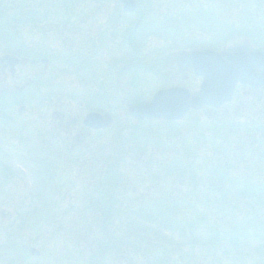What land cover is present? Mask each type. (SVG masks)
<instances>
[{"label": "rangeland", "instance_id": "1", "mask_svg": "<svg viewBox=\"0 0 264 264\" xmlns=\"http://www.w3.org/2000/svg\"><path fill=\"white\" fill-rule=\"evenodd\" d=\"M136 4L135 15L124 19L117 13L122 6L119 0H0V57L24 55L29 76L39 70L32 60L50 54V67L40 58L38 62L63 77L58 88L67 94L73 82L74 86L89 82L87 70H105L106 99L113 104L103 109L113 122L101 128L96 142L106 165L121 168V185L115 197L111 195L115 188L102 190L94 204L90 199L86 209L78 207L80 216L55 217L52 233L41 239L51 251L45 255L60 264H67V256L74 259L71 264L91 260L95 264H264V85L254 87L259 93L242 83L217 110L204 105L175 121L137 122L126 106H114L122 98L131 101L136 92L139 98L148 93L152 98L159 88L184 81L193 92L199 80L194 66L185 71L179 66L181 57L192 50L244 45L250 51H264V0H136ZM101 24L118 25L119 30L117 37L100 42L98 50L86 38L89 30L85 33ZM63 30L68 38L61 35ZM129 31L133 35L128 40ZM127 63L134 66L122 70L120 66ZM28 93L30 102L41 101L36 90ZM61 94L59 90L57 95ZM67 98L69 94L62 99L67 102ZM25 111L33 126L40 125L35 120L39 112ZM39 111L45 114L43 122H48L50 111L46 107ZM20 122L5 131L0 126V145L2 151L12 152L20 141L28 169L34 166L30 164L34 157H47V148L30 129L19 130ZM88 145L87 151L75 147L74 155L80 154L83 161L89 151L94 157L92 140ZM66 156L57 161L58 181L74 182L67 176L81 175L82 166L68 170L77 161L69 153ZM215 170L228 178L220 180L217 173L215 177ZM26 173L22 183L31 179ZM41 192L44 197L45 191ZM56 193L48 198H56L62 207L77 195L86 197L87 191L64 188ZM23 224L32 225L29 219ZM42 224L41 230L50 221Z\"/></svg>", "mask_w": 264, "mask_h": 264}, {"label": "flooded vegetation", "instance_id": "2", "mask_svg": "<svg viewBox=\"0 0 264 264\" xmlns=\"http://www.w3.org/2000/svg\"><path fill=\"white\" fill-rule=\"evenodd\" d=\"M119 1L122 4L121 8L119 7V12H117L120 18L124 17V19H126L129 18L130 14L135 15L134 12L136 10L134 12H129L132 11L129 9L130 7L122 0ZM138 25L139 23L137 21L133 29L136 30ZM108 26H112L111 30L107 29ZM108 26L105 24H101V27L100 25H92L86 30L85 34H87L89 30L86 38L89 41L92 40L94 44L97 45L98 50L100 48V42L102 43V41H105L108 36L110 38L117 37V32L119 30L118 25ZM65 32L66 31L63 30L61 35L64 38H68L69 33L66 32V36ZM128 34V40L132 39V32L129 31ZM132 46L134 48V45ZM100 54L99 51V59H101ZM8 55L11 54L0 57V126L3 127L5 131L6 129L8 130L15 127V124H18V121L22 119L23 122H20L22 127H19V130L26 131V129H30L33 133H36V139L46 144L47 157H34V161L30 162V164L34 163V166L27 169L25 166L27 163L25 161L26 156L23 154L24 145L20 141V145H18V147H13L15 149L11 150L12 152H10V150L5 152L2 151V145H0V264H47L51 257L45 255V252L50 253L51 251L46 250L49 244L43 246L41 244V239L43 234L52 233L51 227L54 225L55 217L58 216L60 219H67L69 217L74 218V216H80V214H78L80 212L78 207H85L86 209L87 202L90 201V199H92V203L95 202V197L98 196L102 190L110 192L111 188H115L111 193V195L115 197L117 186H120V180H123L121 168L119 166H116V164L115 167L106 165V157L104 153L100 151L101 148H99V145L97 146L96 142L100 136L102 124L100 120L95 121L90 117L91 114L97 113L101 115L98 117L104 115L103 119L105 121L107 116L111 115L110 113H105L103 110L106 106H113V104H110V102H112L111 98L108 97L106 99L107 80L102 72L106 74L107 71L87 70L85 75L89 82H86L85 85L78 83L76 86H74L73 82V88H71L72 92H68L70 98L67 99L70 100L66 102V100L62 98L68 96V94L64 93L60 87L58 88V86L64 82L60 81L63 77H59L56 72L50 70L46 71L38 62L40 58L39 61L43 62L46 67H50V54H47L49 57L40 56L32 60L31 63L37 66L39 70L35 71L34 74L31 73L29 76H26L27 71L25 70L26 57L23 55L16 56V58L13 57L15 56L13 55V58H9ZM21 57L23 58L22 60ZM190 63H193L191 56L186 55L185 57H181L179 66L185 71L187 68H192L194 65V63ZM132 64L127 63L120 67L122 70H125L126 67ZM85 65L88 66L87 63H85ZM99 76L101 78H99ZM111 76L114 80L115 75L112 74ZM195 77L199 79V82L197 81L196 83L197 90L193 89V92L184 85L185 81L183 85L175 84L161 87L158 90L183 87L189 89L191 93L190 98H194L202 84V77L198 76L196 73ZM185 78L186 76L184 79ZM149 80L150 77L148 76V81ZM116 81L120 84L122 82H120L119 79ZM140 83L139 81V86L142 85V83ZM110 87L115 89L112 81ZM247 87L249 86H246V88ZM253 88L254 87H249V89ZM254 89H256L255 92L261 93L257 90L258 88ZM32 90H36L37 96H41L40 102H30L28 92ZM59 90L62 92L63 95H61L63 97L57 95ZM73 90L77 94L74 93ZM57 96L60 98V101H58ZM135 96H137L138 99L135 100ZM152 98H150L149 93L139 98V94L136 92L131 101L127 102L126 98H122L120 104L115 103L114 106H126L125 108L127 111L129 106H144L149 103ZM43 107H46L47 110L50 111V119L45 123L43 122L45 114L39 111ZM28 108L39 112L35 119L36 122L40 123L37 127L33 126L31 120L25 116V110ZM206 108L209 109V106H206ZM213 108L217 110L215 107ZM191 110L194 109H190V111ZM196 111L197 110L194 112ZM259 113L261 114L262 111H259ZM12 116L15 117V119H12ZM210 117H212V115H210ZM11 120L14 121L11 123ZM134 120L137 122L148 121ZM91 140V149L95 156L91 157L88 151L85 154V158H83V162L80 154L74 155L75 147H78L80 151H87L86 147L88 146L90 148L88 143ZM13 153L18 155V157H12L11 154ZM67 153L75 157L77 161L75 165L72 168H68V170H75L76 167L82 166L79 169L81 170V175L78 174V172L75 175L69 173L67 179H73L75 180L74 182H59V177L55 171L56 165L58 164L57 161L61 156L67 158ZM13 158H16L17 161L13 162ZM42 158L43 160H40ZM26 172H28L31 179L29 182L22 183V176L27 174ZM111 175H113L116 180V183H112V185H115L114 187H111ZM117 183L119 185H117ZM42 186L45 188H42ZM64 188L67 190L87 191V193L84 194L86 197L77 195L70 203L60 207L56 198H48V196H58V193L54 194V192H59L60 190L64 191ZM43 190L46 193L44 197H42L43 194L41 192ZM27 194L31 195L25 198ZM22 195H24V198L20 197ZM120 195H122V193ZM122 202L123 198L120 203ZM72 213H74V215L71 216ZM27 219L30 220L31 226H25L23 224ZM79 220L83 221V218ZM43 221H50V226L41 230V228H43ZM76 223L78 225L81 224V226L85 224L79 221ZM55 259L56 258L50 261V264H60L57 263L58 260ZM66 259L67 264H71L72 260H74L70 256H67ZM88 263L95 264L93 260Z\"/></svg>", "mask_w": 264, "mask_h": 264}, {"label": "water", "instance_id": "3", "mask_svg": "<svg viewBox=\"0 0 264 264\" xmlns=\"http://www.w3.org/2000/svg\"><path fill=\"white\" fill-rule=\"evenodd\" d=\"M126 3L130 10L135 8L134 2ZM246 48L244 45L238 49L236 47L235 52L211 49L192 51L194 70L203 77L197 96L190 98V92L185 88L165 89L159 91L149 104L130 106L128 112L139 120H174L183 117L190 108L200 109L203 105L219 107L228 102L239 82L252 86L264 85V51ZM98 116L94 114L90 117L95 121L100 120L103 127L111 125V118L104 121L103 117Z\"/></svg>", "mask_w": 264, "mask_h": 264}, {"label": "trees", "instance_id": "4", "mask_svg": "<svg viewBox=\"0 0 264 264\" xmlns=\"http://www.w3.org/2000/svg\"><path fill=\"white\" fill-rule=\"evenodd\" d=\"M217 170V169H216ZM215 170V172H212V175H214L215 177H216V173L218 174V178L220 179V180H223V179H227L228 177H227V174L225 173V172H221V171H216ZM213 176V177H214ZM214 177V178H215ZM167 207V206H166ZM169 207V206H168ZM165 211V210H164ZM151 212V211H150Z\"/></svg>", "mask_w": 264, "mask_h": 264}]
</instances>
